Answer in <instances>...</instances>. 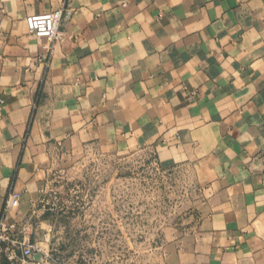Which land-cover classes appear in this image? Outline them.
I'll return each instance as SVG.
<instances>
[{
	"label": "crops",
	"instance_id": "1",
	"mask_svg": "<svg viewBox=\"0 0 264 264\" xmlns=\"http://www.w3.org/2000/svg\"><path fill=\"white\" fill-rule=\"evenodd\" d=\"M90 147L197 176L167 264H264V0H0V217L19 195L42 249L50 169Z\"/></svg>",
	"mask_w": 264,
	"mask_h": 264
},
{
	"label": "rangeland",
	"instance_id": "2",
	"mask_svg": "<svg viewBox=\"0 0 264 264\" xmlns=\"http://www.w3.org/2000/svg\"><path fill=\"white\" fill-rule=\"evenodd\" d=\"M50 170L42 202L50 264H167L164 229L199 201L197 176L151 151L90 147Z\"/></svg>",
	"mask_w": 264,
	"mask_h": 264
},
{
	"label": "built area",
	"instance_id": "3",
	"mask_svg": "<svg viewBox=\"0 0 264 264\" xmlns=\"http://www.w3.org/2000/svg\"><path fill=\"white\" fill-rule=\"evenodd\" d=\"M64 9L60 8L42 16L26 18L30 33L55 43L60 37ZM194 93H192V96ZM19 205V195H12L6 213L0 217V262L10 264H50L48 255L29 238L27 222L9 221L6 216ZM37 255H39L37 257Z\"/></svg>",
	"mask_w": 264,
	"mask_h": 264
}]
</instances>
